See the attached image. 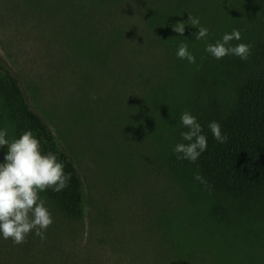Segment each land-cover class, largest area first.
Segmentation results:
<instances>
[{"label": "rangeland", "instance_id": "1", "mask_svg": "<svg viewBox=\"0 0 264 264\" xmlns=\"http://www.w3.org/2000/svg\"><path fill=\"white\" fill-rule=\"evenodd\" d=\"M97 4L0 0V60L76 165L87 201L73 219L43 199L53 218L45 239L33 230L17 245L0 233V264H172L164 224L187 200L150 134L163 104L142 95L168 74L167 54L132 7ZM111 19L142 36L124 44L117 92Z\"/></svg>", "mask_w": 264, "mask_h": 264}, {"label": "trees", "instance_id": "2", "mask_svg": "<svg viewBox=\"0 0 264 264\" xmlns=\"http://www.w3.org/2000/svg\"><path fill=\"white\" fill-rule=\"evenodd\" d=\"M97 1V9L112 6L113 14L132 7L141 17L145 32L152 35V39L148 36L150 42L167 54L168 74L156 76L152 85L147 82L142 95L163 104L160 121L150 134L167 172L179 183L187 200L173 217H166L164 224L172 264H264V0ZM189 15L208 29L205 38L196 40L199 26L188 23ZM111 22L117 92L118 82L124 78L119 71L124 66V44L138 45L142 36H133V23L119 26L117 21ZM179 22L186 26L183 35L172 29ZM233 29H238L242 38L232 40L230 46L250 45L247 60L232 54L216 59L205 51L208 44L222 40ZM180 43L187 44L195 63L177 57ZM139 77L147 79L145 72ZM185 111L196 117L207 138L206 151L194 163L177 159L173 151L176 144L189 143L181 136L189 130L180 123ZM212 121L220 124L221 134L228 138L226 143L214 138L208 127ZM3 129H7L9 142L30 130L44 154L57 155L65 174L71 173L72 178L61 192L49 188L39 195L65 216L84 218L86 189L76 165L52 128L31 108L19 79L0 60ZM7 152V145L0 146V160ZM197 173L207 183L195 179Z\"/></svg>", "mask_w": 264, "mask_h": 264}, {"label": "clouds", "instance_id": "3", "mask_svg": "<svg viewBox=\"0 0 264 264\" xmlns=\"http://www.w3.org/2000/svg\"><path fill=\"white\" fill-rule=\"evenodd\" d=\"M188 23L199 26L198 32L194 34L196 40L208 35V29L200 26L198 18L189 15ZM185 27L184 22L172 25L173 31L180 35L184 34ZM241 38L240 31L233 29L231 33H225L222 40L208 44L205 51L216 59L232 54L247 60L250 45L239 43L230 46L232 40L239 41ZM176 55L189 63L196 62L195 56L188 51L185 43L178 45ZM180 123L189 129L181 133L182 139L189 143H178L173 151L177 153V159L194 163L201 153L206 151L207 138L202 134V126L190 112L185 111L180 116ZM208 127L218 142H227L228 138L221 134V126L218 122L212 121ZM6 135L7 129L0 130V146H8V152L4 156L5 162L0 163V233L5 240L11 239L17 245L24 243L33 230L35 235L43 240L46 230L53 223V218L39 193L49 188L61 192L68 186L72 174H65V166L58 160L56 154L53 152L44 154L41 151L40 141L32 131L23 132L18 139L11 142L5 138ZM195 179L207 183L199 173L196 174Z\"/></svg>", "mask_w": 264, "mask_h": 264}]
</instances>
